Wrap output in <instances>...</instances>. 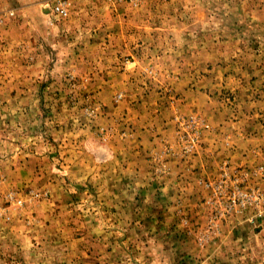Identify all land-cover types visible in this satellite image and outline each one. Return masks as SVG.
I'll use <instances>...</instances> for the list:
<instances>
[{
	"label": "rangeland",
	"instance_id": "1",
	"mask_svg": "<svg viewBox=\"0 0 264 264\" xmlns=\"http://www.w3.org/2000/svg\"><path fill=\"white\" fill-rule=\"evenodd\" d=\"M0 264H264V0H0Z\"/></svg>",
	"mask_w": 264,
	"mask_h": 264
},
{
	"label": "built area",
	"instance_id": "2",
	"mask_svg": "<svg viewBox=\"0 0 264 264\" xmlns=\"http://www.w3.org/2000/svg\"><path fill=\"white\" fill-rule=\"evenodd\" d=\"M62 14L65 15L66 12L63 10ZM192 124H193L192 122H190L189 124H183L182 122H180V125L181 126L186 125L185 127H188V126L191 127ZM224 164H223V166H221V169L223 170L222 175H221L222 180L214 187V190H215L216 194H217V192L221 193L220 192L221 187H222L221 186V184H222L221 182L223 180H227V178L230 175V172L227 171V169H225L227 167L226 164H225V166H224ZM208 186L212 187L213 185L209 184ZM243 197L252 200L251 195L242 194V192L240 190L233 189L229 193V195L227 196V199H226L227 201L225 202L226 204L224 205V210L226 212H232L237 206H239V207L244 206L245 203L243 202V199H244Z\"/></svg>",
	"mask_w": 264,
	"mask_h": 264
}]
</instances>
